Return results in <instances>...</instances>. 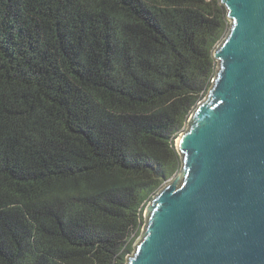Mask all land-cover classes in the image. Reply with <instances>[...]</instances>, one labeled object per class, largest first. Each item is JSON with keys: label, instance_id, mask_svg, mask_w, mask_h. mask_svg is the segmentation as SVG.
Returning <instances> with one entry per match:
<instances>
[{"label": "trees", "instance_id": "obj_1", "mask_svg": "<svg viewBox=\"0 0 264 264\" xmlns=\"http://www.w3.org/2000/svg\"><path fill=\"white\" fill-rule=\"evenodd\" d=\"M227 15L220 0H0V264H127Z\"/></svg>", "mask_w": 264, "mask_h": 264}, {"label": "water", "instance_id": "obj_2", "mask_svg": "<svg viewBox=\"0 0 264 264\" xmlns=\"http://www.w3.org/2000/svg\"><path fill=\"white\" fill-rule=\"evenodd\" d=\"M231 23L213 87L178 138L181 173L148 206L127 264H264V0Z\"/></svg>", "mask_w": 264, "mask_h": 264}, {"label": "rangeland", "instance_id": "obj_3", "mask_svg": "<svg viewBox=\"0 0 264 264\" xmlns=\"http://www.w3.org/2000/svg\"><path fill=\"white\" fill-rule=\"evenodd\" d=\"M221 45V44H220ZM216 64H217V68L219 67V64H218V62H216ZM208 94H209V92H208ZM208 94H207V96H208ZM207 96L204 98V100L203 101H205L206 100V98H207ZM202 101V102H203ZM192 116V115H191ZM191 118V117H190ZM190 120V119H189ZM187 129H188V124H187V126L185 127V131H187ZM179 138H177L176 139V143H177V140H178ZM181 158V157H180ZM181 166H182V164H181ZM181 166H180V169H179V172L175 175V177H173L170 181H167L166 183H164L163 184V187H162V189H164L165 187H167L168 185H171L174 181H176L177 179H178V177H179V175H180V173H181ZM161 189V190H162ZM160 190V191H161ZM149 204H150V202L147 204V206H146V208H145V211H143V219H144V224H143V226H142V234H141V236H140V238L138 239V241L141 239V237H142V235H143V233H144V229H145V226H146V214H147V211H148V206H149ZM135 243H137V241L135 242ZM135 251V250H134ZM133 254H134V252L132 253V254H130L128 257H130V256H133ZM127 257V258H128Z\"/></svg>", "mask_w": 264, "mask_h": 264}]
</instances>
